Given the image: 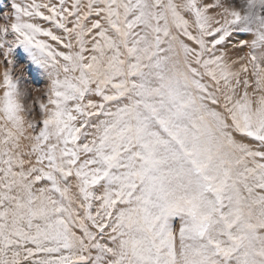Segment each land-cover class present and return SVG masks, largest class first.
<instances>
[{
    "label": "snow or ice",
    "instance_id": "1",
    "mask_svg": "<svg viewBox=\"0 0 264 264\" xmlns=\"http://www.w3.org/2000/svg\"><path fill=\"white\" fill-rule=\"evenodd\" d=\"M0 66V264H264V0H0Z\"/></svg>",
    "mask_w": 264,
    "mask_h": 264
},
{
    "label": "rangeland",
    "instance_id": "2",
    "mask_svg": "<svg viewBox=\"0 0 264 264\" xmlns=\"http://www.w3.org/2000/svg\"><path fill=\"white\" fill-rule=\"evenodd\" d=\"M4 2L7 3L8 0H4ZM0 71V82H2V66H0ZM14 74L21 78L22 87L27 88L32 97L41 96L43 94L46 86V80L43 77L38 78L33 70H30V68H25L22 71H15Z\"/></svg>",
    "mask_w": 264,
    "mask_h": 264
},
{
    "label": "bare ground",
    "instance_id": "3",
    "mask_svg": "<svg viewBox=\"0 0 264 264\" xmlns=\"http://www.w3.org/2000/svg\"><path fill=\"white\" fill-rule=\"evenodd\" d=\"M1 72V71H0ZM1 77V76H0Z\"/></svg>",
    "mask_w": 264,
    "mask_h": 264
}]
</instances>
